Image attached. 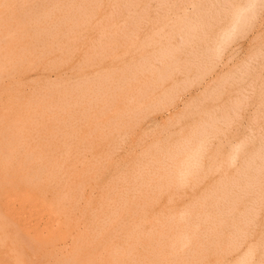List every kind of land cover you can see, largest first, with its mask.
<instances>
[{
    "label": "bare ground",
    "instance_id": "6f19581e",
    "mask_svg": "<svg viewBox=\"0 0 264 264\" xmlns=\"http://www.w3.org/2000/svg\"><path fill=\"white\" fill-rule=\"evenodd\" d=\"M150 1L0 0V31L3 27L5 29L6 23L11 24L6 26V30L9 29L5 33L2 32L5 35L3 38L9 37L7 41L11 40V44L13 43L7 49L10 42L7 45L4 39L3 44L7 50H2L8 52L6 57H0L13 59L17 63L16 61L23 60L21 58L27 53L26 49L40 52L45 58L40 59V62L38 59L39 65L36 60V65L32 66L34 63H31L32 67H29L26 62L28 59L25 58L26 61L20 63H27L29 68L25 63L23 67L26 66L24 69L28 71L33 70L32 68L40 69L33 71L36 76L30 77L42 91L44 88L45 92L50 91L54 87L56 90L54 94V89L50 94H41L39 90V103L37 100L35 103L32 101L33 97H40H37L36 92V88H39H33L30 84L32 88H29L27 95L22 96V100L18 96L19 91L17 96L12 93L10 97L6 92L7 95L1 92L0 114L7 112L10 115L13 112L15 117H11L13 122L9 124L10 121L7 128L12 144L4 142V139L0 142V264H33L32 261H36V258L32 260L33 256L39 258L38 261L42 260L40 264H264V226L259 225L258 228L251 224L257 215L255 213H259L258 210L264 204V198H261L264 194H260L264 187L259 179L246 180L250 178L247 174L250 172L245 173L242 170L244 164L240 168L244 171H241L243 178L247 175L246 179H242V175H235L241 180L205 183V190L201 194L183 198L182 191L179 195L174 186L171 194H162L168 189L161 180L137 179L135 175L138 171L137 174L131 173V176H135L133 179L106 178L100 181L105 164L95 165V162L93 164L89 160V156L96 152L91 147L89 138L93 136L96 128L103 125L105 117L100 116L108 114L111 108L109 105L103 110L99 105L107 97L105 84L113 87L117 81L108 79L105 75L82 77L86 72L91 73L92 69L86 66L88 69L84 71L80 64L96 63L94 52L113 47V39L125 30L121 27L125 20L136 22L147 17L146 8ZM164 2L166 0L162 1ZM54 10L58 12L55 14ZM52 12L55 15L52 16ZM94 23H100L97 30L98 42L95 46L84 49V54L91 52L94 56L84 60L82 58L83 62H73L69 66L68 77L59 72L54 73V78H47L45 71L48 65L58 69L63 63H69L67 61H70L79 46L78 39L88 37L89 31L95 27L92 26ZM34 27L42 28L43 31L39 34L44 35L48 31L53 34L46 39L43 37L49 34L38 37L36 32L39 30L35 32ZM31 35L38 40L33 37L34 43L31 41L30 45L26 42L28 48L26 45L25 51L22 50L19 45L21 37L24 40L25 37H32ZM11 38L17 39L12 42ZM65 41L70 43H65L66 48H60ZM110 48L109 50L112 49ZM0 52L2 55L5 53ZM34 54L25 56L32 59ZM37 58L40 57L37 55ZM105 65L107 64L101 67ZM11 67H7L10 72ZM50 68L48 70H53ZM21 70L19 67V71ZM10 72L3 74H13ZM2 78L5 79L3 76ZM17 81L14 86L18 90L22 84ZM14 96L20 101L15 100ZM76 105L82 109L73 110ZM38 119L41 120V127L37 126L35 129L36 125L34 127L32 124ZM5 127L0 126V138L8 134V139L9 133H4ZM64 140L66 144L63 143ZM63 150L71 155L69 163L64 165L65 168L62 162L68 159L62 160V154L63 157L68 155L66 153L65 156ZM77 152L82 155L81 159ZM249 158L251 160L252 157ZM21 159L25 164L18 166ZM185 159L186 157H182L180 161L184 162ZM210 169H206L208 171L205 170V173ZM257 171L256 169L255 173ZM212 172L215 171L211 170ZM147 176L152 177L151 174ZM78 180L90 181L87 183L90 189L86 187L88 194L83 195L85 181L84 184L81 183L83 192H79L77 187L80 185L77 184L80 183L76 184ZM74 182V186H77L75 190L79 194L73 191ZM70 188L74 194L70 192ZM188 189L191 191L190 184ZM15 200H18L16 208ZM257 200L262 201L259 206ZM255 202L257 205L253 204ZM27 224L32 228L27 229Z\"/></svg>",
    "mask_w": 264,
    "mask_h": 264
},
{
    "label": "rangeland",
    "instance_id": "374dc122",
    "mask_svg": "<svg viewBox=\"0 0 264 264\" xmlns=\"http://www.w3.org/2000/svg\"><path fill=\"white\" fill-rule=\"evenodd\" d=\"M162 1L151 0L146 8L148 15L142 20L122 22L121 27L123 30L125 29L124 33L122 32L113 39L112 49L109 47L111 50L107 48L104 51L94 52L97 57L94 58V61L97 60L96 63L92 65L80 64L84 71L88 69L86 66H90L92 69L91 73L86 72L81 75L82 77H90L92 74L93 76L105 75L108 79L117 81L113 87H108L104 83L108 93H106L107 97H105L104 103L99 105L103 110L109 105L111 108L108 110V114L100 116V118L105 117V121L101 127L95 129L93 136L89 138L91 147L96 151L89 156L90 162L93 164L95 162V165L105 164L99 180L102 181L106 178L128 180L135 176L137 179L154 178V180H161L165 184L163 186L168 189L162 194H171L172 186H174L179 195L182 191L181 196L186 198L201 194L205 190V183H222L240 177L246 179L247 175H244L246 177L243 178L241 174L244 173L242 170H245V173L250 172L247 173L250 178L246 180L259 179L261 186L264 187V162H262L264 161V150H262L264 145H261L264 144L262 142L264 141V0H166L164 3ZM55 12L58 11L54 10ZM54 13L52 12L51 15L56 14ZM98 25L100 27V23L92 24L95 27L91 26L93 30L89 31V36L78 39L79 49L77 48L78 51L76 50L77 52L75 51L70 57V61H67L69 63H63L65 66L61 65L58 69L52 68L51 64L48 65L47 71H45V74L49 75H46L47 78L52 79L59 72L68 77L69 66L73 62L94 56L91 52H88V56L84 54V49L97 44ZM6 26L4 30L3 27L0 31V41L2 40L0 44L3 46L0 45V51L5 52L4 55L0 52V55L5 57L8 51L3 50L9 49L13 45L9 37L3 38L4 33L9 29L6 30ZM40 27L42 26L40 25ZM40 27L33 28L34 31L39 30V32L35 31L36 36L43 31ZM49 32L44 33V35L49 34L45 35L47 37H43L42 33L38 37L49 38L53 34L52 31ZM31 36L28 39L24 36V40L23 36L21 37L19 45L22 50L25 51L27 43L30 45L31 41L32 44L34 43L36 37ZM16 39H12V42ZM3 41L7 45L10 42L7 49ZM65 43L70 42L65 41L60 45V48L62 46L64 49ZM60 48L58 47V49ZM27 50L26 52L29 53H26V56L29 57L31 53H35L34 56L31 55L34 58L36 56V59L33 57L29 59L24 54V56L21 55L22 61L25 59L31 61L25 60L29 63V67L35 66L36 60L39 65V62L45 58V55L42 56L40 52L37 54L36 51ZM37 55L40 58H37ZM0 59V62L2 61L0 63L2 73L0 74V89L2 90L0 98L2 94L7 93L10 97L12 93L15 96L20 93L18 96H21L20 100H22L29 92V88L38 87L30 76H36L33 71H37L39 68L35 70L32 68L33 70L28 71V69H24L26 66L28 67V64L23 62L22 65L21 60L15 63L13 59L7 58L9 62L4 57H0ZM24 63L25 67H23ZM31 63L34 65L31 66ZM1 64H4V68ZM103 64L107 65L101 67ZM141 64L143 65L142 69L140 68ZM6 66L8 68L13 66L10 69L12 71L17 66L14 71H17L16 73L11 71L15 78L13 74L5 76L6 72H10ZM18 66L24 70L19 71ZM49 67L53 70H48ZM18 72H21L20 76ZM54 73L56 74L54 75ZM27 78L30 80L28 81ZM16 81H20L19 83L22 84L18 90L15 88ZM24 83L27 84V87ZM7 85L11 86L5 88ZM38 88H36L37 97H40H33V103L36 100L39 103L40 93L50 94L55 87L52 90L49 88L50 91L46 92L45 88L44 91L42 88ZM7 89L9 90L7 91ZM54 92H56L55 89L52 93L54 94ZM15 96L14 99L18 100ZM75 107V109L73 108L75 111L82 109L79 105ZM9 114L12 116L7 112L0 114L2 119V121L0 119V126H6L4 133H9L7 128L13 122L11 117H15L13 112ZM2 115H4L3 118ZM4 117L7 121L4 120ZM38 120L32 124L34 127L36 125L35 129L37 126L41 127L39 124L41 120ZM6 123L9 124L6 125ZM5 136L0 138V142L2 143L4 139V142L11 143V134L9 133L10 138H8L10 141L7 139L8 134ZM65 142L66 140L63 141V143ZM45 150L47 151V148ZM64 150L61 152H65V156H68L63 157L64 154H62V160H68H66L67 162L61 160L63 166L71 159L70 153L68 154ZM9 152L11 153V151ZM79 152L81 154V151ZM79 152L77 155L80 158L82 155H79ZM182 157H186V161L181 162ZM249 157H252L251 160ZM20 161L18 166L25 164L22 159ZM195 161L197 164L194 163ZM56 163L54 162V164ZM246 163L249 165L247 166ZM256 163L257 165H255ZM260 163L262 167H260ZM209 166L216 168L217 171L212 167L210 169ZM241 166L247 167L241 170ZM249 166L250 169L255 166L256 168L250 171ZM206 169H210V171L205 173ZM256 169L259 174H262L255 173ZM211 170L216 173H211ZM134 172L138 174L131 176V173ZM147 174H151L152 177ZM235 175L242 176L238 178ZM83 181L76 182V184L80 183L77 186L80 185L81 188L74 186L76 185L74 182V188L71 187L74 189H72L74 193L79 194L84 191V195L89 191L87 183L90 181H85L87 185ZM81 183L84 184L83 191H81ZM189 184L191 191L188 189ZM76 187L80 190H78L79 192H76ZM71 188L70 192H72ZM261 192L260 194H264V190ZM261 198H264V195H261ZM259 200H257L258 206L262 203ZM253 204H250L251 207L257 205ZM15 205L16 208L18 200ZM259 210V213H255L256 216L253 215L255 216L254 221H251V224L258 228L259 225L260 227L264 226V211H262L264 204ZM26 228L31 229L32 226L27 224ZM38 259L33 256L32 263L40 264L42 260L38 261Z\"/></svg>",
    "mask_w": 264,
    "mask_h": 264
}]
</instances>
